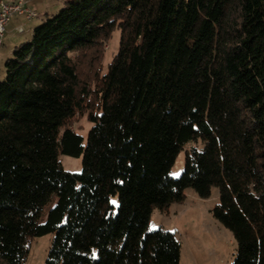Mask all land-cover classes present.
<instances>
[{"label":"trees","instance_id":"1","mask_svg":"<svg viewBox=\"0 0 264 264\" xmlns=\"http://www.w3.org/2000/svg\"><path fill=\"white\" fill-rule=\"evenodd\" d=\"M4 68L0 264L48 233L44 264H180L151 212L212 187L231 264H264V0H64ZM83 114L86 137L70 126Z\"/></svg>","mask_w":264,"mask_h":264},{"label":"rangeland","instance_id":"2","mask_svg":"<svg viewBox=\"0 0 264 264\" xmlns=\"http://www.w3.org/2000/svg\"><path fill=\"white\" fill-rule=\"evenodd\" d=\"M63 2L64 0H59V7L54 13L62 7ZM19 17L21 16L14 15L10 23L16 22ZM28 32L29 30H25L20 35L26 36ZM118 40L119 30L115 28L109 40L103 45L101 59L103 72L117 51ZM6 47L10 48V44H6ZM8 56L11 57L12 53ZM4 77V62L0 58V81ZM91 125L86 114H83L77 115L70 126L78 134L86 137ZM196 146L200 147L201 143H196ZM59 160L63 169L67 171L79 172L81 169L80 157L60 154ZM183 166L184 154L180 152L171 168L170 175L179 176ZM185 195L182 202L171 204L167 211L154 208L150 215L148 230L160 228L174 233L181 244L180 264H231L236 242L231 232L211 214V209L218 202V188L212 187L210 196L207 198L198 197L191 188L185 190ZM111 201L116 204L115 197H112ZM51 240L52 233L33 237L29 242V250L23 264H44Z\"/></svg>","mask_w":264,"mask_h":264},{"label":"crops","instance_id":"3","mask_svg":"<svg viewBox=\"0 0 264 264\" xmlns=\"http://www.w3.org/2000/svg\"><path fill=\"white\" fill-rule=\"evenodd\" d=\"M13 1V0H9ZM59 0H28V5L30 8L36 11V16L32 18L24 27L25 30H29L26 36H22L23 32L19 33L17 27L22 24L21 17L17 18L16 22L8 23L6 28V33L2 46L0 47V58L4 62L8 55H10L16 45L28 40L31 37L32 29L34 26L39 24L46 16L53 14L59 7ZM26 27V28H25ZM16 34V35H12ZM10 44V48L6 47V44Z\"/></svg>","mask_w":264,"mask_h":264},{"label":"built area","instance_id":"4","mask_svg":"<svg viewBox=\"0 0 264 264\" xmlns=\"http://www.w3.org/2000/svg\"><path fill=\"white\" fill-rule=\"evenodd\" d=\"M36 11L29 7L28 0H0V47L3 44L6 28L14 15L22 17V24L17 27L19 33L24 25L36 16Z\"/></svg>","mask_w":264,"mask_h":264}]
</instances>
